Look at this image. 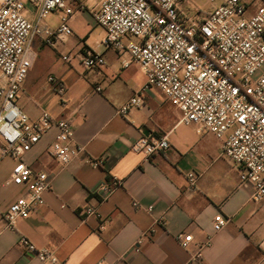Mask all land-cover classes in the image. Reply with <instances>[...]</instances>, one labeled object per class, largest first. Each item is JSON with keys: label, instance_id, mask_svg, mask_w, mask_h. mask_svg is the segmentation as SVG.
Returning <instances> with one entry per match:
<instances>
[{"label": "crops", "instance_id": "crops-1", "mask_svg": "<svg viewBox=\"0 0 264 264\" xmlns=\"http://www.w3.org/2000/svg\"><path fill=\"white\" fill-rule=\"evenodd\" d=\"M255 9L251 3L250 11ZM53 15L57 24L45 26H58L60 12ZM27 16L34 19L29 5ZM70 26L73 35L56 47L33 41L36 58L16 104L30 120L49 111L71 121L84 151L60 166L49 154L57 134L53 129L26 154V163L49 174L51 184L45 205L14 229L6 228L4 217L25 188L12 182L16 161L0 163V264H50L28 255L22 237L64 264H264V200L255 201L252 187L241 185L236 165L222 155V143L180 123V112L156 88L145 93L143 107L121 115L120 108L146 83L143 69L135 62L125 66L127 56L89 45L95 26L89 10L76 12ZM86 49L102 54L105 66L88 71L77 57L62 59ZM49 77L66 87L63 102ZM144 136H166L170 148L146 161L131 150ZM97 159L103 166L90 163ZM190 173L198 176L194 190ZM113 178L120 187L100 201L97 187ZM87 206L96 207L97 214L83 216ZM218 213L230 223L216 233ZM181 234L193 237L188 249L180 245Z\"/></svg>", "mask_w": 264, "mask_h": 264}, {"label": "built area", "instance_id": "built-area-1", "mask_svg": "<svg viewBox=\"0 0 264 264\" xmlns=\"http://www.w3.org/2000/svg\"><path fill=\"white\" fill-rule=\"evenodd\" d=\"M84 1L0 0V163L5 159L16 161L12 182L25 188L4 217L6 228L14 229L17 221L29 218L45 205L51 176L35 171L25 161L26 154L45 135L57 130L49 154L62 167L84 151L76 143L71 121L58 120L49 111L30 120L16 101L36 58L33 41L39 39L48 47L65 42L73 35L70 21L76 12L86 9L104 32L100 44L119 56H127L125 66L137 63L147 78L119 113L126 115L131 109L143 107L145 93L158 89L180 112V123L195 127L198 133L212 134L222 143V155L236 165L241 185L252 187L253 199L263 201L264 2L210 0L212 12L195 20L182 8L186 0ZM251 3H256L253 13ZM27 5L34 10L33 20L27 16ZM56 12H60L58 26H45ZM76 57L88 71H98L106 64L103 55L91 49L62 59L71 62ZM49 82L63 102L67 89L62 81L49 77ZM169 148L166 136H144L131 146L146 161ZM90 163L101 167L104 161ZM197 180L195 173L188 175L190 189L196 188ZM120 185L116 178L100 184L96 189L100 201L108 199ZM96 214L93 206L82 211L86 217ZM229 223L230 218L218 213L214 232L224 230ZM192 238L181 234L178 240L188 249ZM20 243L28 255L42 263L64 264L54 253L38 249L26 237Z\"/></svg>", "mask_w": 264, "mask_h": 264}, {"label": "rangeland", "instance_id": "rangeland-1", "mask_svg": "<svg viewBox=\"0 0 264 264\" xmlns=\"http://www.w3.org/2000/svg\"><path fill=\"white\" fill-rule=\"evenodd\" d=\"M219 4L216 3V5ZM30 6V5H29ZM182 8L186 12V14L195 19V20H202L204 17L212 12L213 7L210 3V0H186ZM48 25L54 26L58 22L57 15H51L46 21ZM103 38V30L99 28L98 26H94L93 31L90 34V37L88 39V43L90 46L95 48L98 51L106 50L104 46L100 44L101 40ZM26 99L23 97L21 99V103L25 102Z\"/></svg>", "mask_w": 264, "mask_h": 264}]
</instances>
